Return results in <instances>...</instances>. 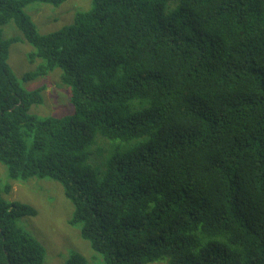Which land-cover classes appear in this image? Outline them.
Here are the masks:
<instances>
[{
	"label": "trees",
	"instance_id": "trees-1",
	"mask_svg": "<svg viewBox=\"0 0 264 264\" xmlns=\"http://www.w3.org/2000/svg\"><path fill=\"white\" fill-rule=\"evenodd\" d=\"M89 1L41 32L25 8L64 0H0V264H43L9 198L30 177L63 185L104 264H264V0ZM56 69L73 111L32 114L47 85L24 83Z\"/></svg>",
	"mask_w": 264,
	"mask_h": 264
},
{
	"label": "rangeland",
	"instance_id": "rangeland-1",
	"mask_svg": "<svg viewBox=\"0 0 264 264\" xmlns=\"http://www.w3.org/2000/svg\"><path fill=\"white\" fill-rule=\"evenodd\" d=\"M89 4V0H64L58 6L35 3L28 5L25 11L37 23L40 31L44 32L57 29L70 20L72 12L86 9ZM13 25V22L3 25L1 32L5 38H19L9 47L8 64L13 72L21 77L25 72L33 70L27 59L31 47L23 41L22 33L17 28L16 34H8L15 31ZM56 70H58L57 75L34 76L24 83L29 90L38 88L42 84L47 85L44 93L45 102L33 106L30 109L32 114L63 116L73 111L68 87L60 83V70ZM97 156L98 154L95 155ZM95 157L87 156L86 162L97 168ZM2 180L7 181V178H5V168L0 163V182ZM12 183L9 198L30 204L36 209L34 216L21 217L18 224L44 247L43 264H64L73 252L81 254L85 264H104L102 257L92 249L90 242L82 237L80 225L69 224L74 208L65 196L61 183L47 177H30L28 180ZM146 264H166V260Z\"/></svg>",
	"mask_w": 264,
	"mask_h": 264
},
{
	"label": "clouds",
	"instance_id": "clouds-1",
	"mask_svg": "<svg viewBox=\"0 0 264 264\" xmlns=\"http://www.w3.org/2000/svg\"><path fill=\"white\" fill-rule=\"evenodd\" d=\"M60 117V116H59Z\"/></svg>",
	"mask_w": 264,
	"mask_h": 264
}]
</instances>
